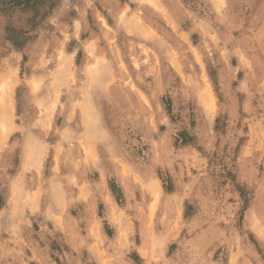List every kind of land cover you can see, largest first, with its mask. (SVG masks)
<instances>
[{
	"label": "rangeland",
	"instance_id": "obj_1",
	"mask_svg": "<svg viewBox=\"0 0 264 264\" xmlns=\"http://www.w3.org/2000/svg\"><path fill=\"white\" fill-rule=\"evenodd\" d=\"M14 1L0 264H264V0Z\"/></svg>",
	"mask_w": 264,
	"mask_h": 264
},
{
	"label": "trees",
	"instance_id": "obj_2",
	"mask_svg": "<svg viewBox=\"0 0 264 264\" xmlns=\"http://www.w3.org/2000/svg\"><path fill=\"white\" fill-rule=\"evenodd\" d=\"M14 2V5L33 10L35 12L34 17L40 14L41 10L47 6L48 9H46L42 15V17H44L57 5L58 0H15ZM7 33L10 42L20 49H22L30 40V36L25 35V31L14 27H8ZM112 190L115 194L119 192L115 185L112 186ZM120 198L121 197L118 194L117 199L119 200Z\"/></svg>",
	"mask_w": 264,
	"mask_h": 264
}]
</instances>
